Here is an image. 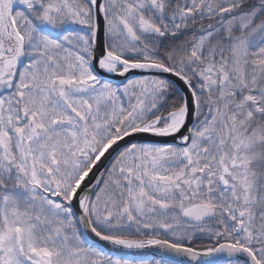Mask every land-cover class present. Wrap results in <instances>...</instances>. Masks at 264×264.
Masks as SVG:
<instances>
[{
  "label": "snow or ice",
  "instance_id": "obj_1",
  "mask_svg": "<svg viewBox=\"0 0 264 264\" xmlns=\"http://www.w3.org/2000/svg\"><path fill=\"white\" fill-rule=\"evenodd\" d=\"M0 264H264V0H0Z\"/></svg>",
  "mask_w": 264,
  "mask_h": 264
}]
</instances>
